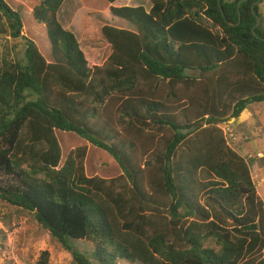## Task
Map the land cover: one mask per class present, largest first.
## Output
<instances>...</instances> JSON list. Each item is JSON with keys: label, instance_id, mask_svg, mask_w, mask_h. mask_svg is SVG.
<instances>
[{"label": "trees", "instance_id": "1", "mask_svg": "<svg viewBox=\"0 0 264 264\" xmlns=\"http://www.w3.org/2000/svg\"><path fill=\"white\" fill-rule=\"evenodd\" d=\"M63 1L32 10L45 58L0 0V35L25 41L22 58L0 61V200L32 214L75 264H264L253 161L219 128L264 103V32L253 30L264 0L110 6L130 27H102L111 54L95 66L58 19ZM57 131L106 151L121 174L88 177L86 147L63 159Z\"/></svg>", "mask_w": 264, "mask_h": 264}, {"label": "rangeland", "instance_id": "2", "mask_svg": "<svg viewBox=\"0 0 264 264\" xmlns=\"http://www.w3.org/2000/svg\"><path fill=\"white\" fill-rule=\"evenodd\" d=\"M22 14V35L32 39L45 58L49 57V45L43 24L37 23L32 17L33 8L40 0H5ZM143 6L150 9L146 0H64L58 11V19L63 27L76 37L89 66L102 65L111 54L110 44L102 34L104 25L129 28L130 24L115 17L110 6ZM261 16L258 26L264 32V1L260 5ZM25 41L23 38L12 39L0 35V61L20 59L24 55ZM197 74L196 71H190ZM199 124L198 126H203ZM227 126L233 132L229 139L224 131ZM228 145L247 162L253 161L250 174L255 184L258 197L264 203V103L254 104L244 110L238 119L219 125ZM61 144L63 159L73 149L86 147L84 160L85 172L88 177L96 176L110 179L121 174L116 161L106 152L93 147L88 141L73 133L57 131ZM62 159V162H63ZM42 175H39L41 177ZM72 244L83 252L90 253L93 243L84 240H71ZM214 245V242H210ZM47 251L49 264H75L71 253L60 242L43 229L30 213L0 200V264H35L42 252ZM118 264H141L137 261L120 260Z\"/></svg>", "mask_w": 264, "mask_h": 264}, {"label": "built area", "instance_id": "3", "mask_svg": "<svg viewBox=\"0 0 264 264\" xmlns=\"http://www.w3.org/2000/svg\"><path fill=\"white\" fill-rule=\"evenodd\" d=\"M223 124H226V122L223 123ZM223 131H224V134L227 135V136L229 137V139H232V138H233V137H232L233 132L230 131V127H229V126H227V128H226L225 130H223Z\"/></svg>", "mask_w": 264, "mask_h": 264}, {"label": "water", "instance_id": "4", "mask_svg": "<svg viewBox=\"0 0 264 264\" xmlns=\"http://www.w3.org/2000/svg\"><path fill=\"white\" fill-rule=\"evenodd\" d=\"M221 9V11H222V8H220ZM222 15L224 16V12L222 11ZM258 22H259V17H257V22H256V24L254 25V27H253V30L258 26L257 24H258ZM231 25V24H230ZM264 39V38H263ZM201 124H202V122H201Z\"/></svg>", "mask_w": 264, "mask_h": 264}]
</instances>
